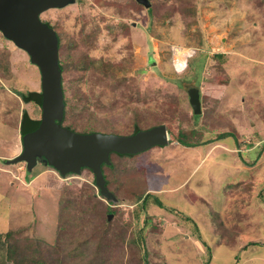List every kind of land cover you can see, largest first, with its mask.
<instances>
[{
    "label": "rangeland",
    "instance_id": "1",
    "mask_svg": "<svg viewBox=\"0 0 264 264\" xmlns=\"http://www.w3.org/2000/svg\"><path fill=\"white\" fill-rule=\"evenodd\" d=\"M151 1L158 4L153 15L133 0H68L40 14L61 37L67 122L130 134L136 124L162 121L169 133L165 144L133 162L165 207L142 214L121 194L110 213L114 249L100 253L108 264H135L139 248L158 264H264V150L248 163L264 145V0ZM168 9L171 16L161 17ZM183 47L196 52L178 73L174 63L183 62ZM193 84L209 88L194 119L186 92ZM40 89L38 67L0 30V248L7 228L18 238L54 240L66 189L58 186L86 182V191L102 200L94 210L107 206L87 170L62 177L39 156L34 165L13 160L22 149L21 111L40 115L17 92ZM189 128L201 130L203 139L232 132L241 150L231 140L186 146L176 135ZM221 218L230 225L228 243L218 235Z\"/></svg>",
    "mask_w": 264,
    "mask_h": 264
},
{
    "label": "trees",
    "instance_id": "2",
    "mask_svg": "<svg viewBox=\"0 0 264 264\" xmlns=\"http://www.w3.org/2000/svg\"><path fill=\"white\" fill-rule=\"evenodd\" d=\"M148 1V6H145L137 0H133L132 5H135V7L137 8L145 7L147 10V14L153 15V11L154 9H156V6L158 4L157 2L151 0ZM173 9H171L170 11L168 9L165 14L160 16L170 17V13L173 11ZM123 26L127 27L126 22ZM56 33L58 36L59 66L61 70V86L64 102L63 119L60 123L63 126H66L80 133L94 131V129H84L83 125H75L71 122L66 121L67 110L65 109L66 99L64 96L63 85V73L65 71V64L60 59V49L62 46L61 37L57 31ZM68 45H70V43H68ZM188 67L189 65L187 64L186 69ZM189 81L194 80L187 79L183 82ZM180 85L182 84L178 83L179 87H181ZM201 91V96L206 97L209 88H205ZM17 93L24 102L33 101L39 106L41 99V90H30L26 93L18 91ZM197 116L198 114L192 112L193 119ZM38 118L39 116L31 117L30 114L25 110L21 111L19 120V130L21 137L28 130V128L36 124ZM161 122L162 121L152 123L151 125H148V127L161 124ZM76 126H80L82 128H76ZM148 127L140 128V126L136 124L133 132ZM203 135L204 134L201 130L189 128L186 131L178 133L176 135V140L180 141L186 146H206L207 144H211L214 141H216V143H219L218 141L224 143L231 140L232 144H234L241 150L242 144L237 140L235 134H233L232 132L218 131L214 138L205 139H203ZM262 150H264V145L261 146L256 156L252 158V160L248 163H255L257 158L261 157ZM139 154L140 152L131 154H123L117 152L110 153L109 163L103 162L101 164L106 190H100V188L96 185L94 175L90 168H88L87 166L81 167L79 173L83 170H87L92 173V186H94L96 191H98L100 197L106 199L107 206H105L104 211H99V208L94 210L95 203L97 204L98 202H102V200L96 197L94 189H89L88 191H86V189L88 188V184L86 182L71 181L64 184L63 186H58L61 190H63L64 188L66 189H64L63 192L61 191L62 198L60 197V200H58V212L55 225L54 240L52 242H47L41 238H18L17 236H15V231L9 230L10 228H7L3 232L4 240H2L3 244L0 248V264H6L7 261H11L12 264H57L60 261H62L61 264H68L69 262H73L75 264V262L79 260L83 264H108L104 260L103 254L100 252L103 251L104 248L108 250L114 249L112 242L113 232H110L111 218H108V214L113 211V207L119 205V203L121 202V194H123L124 198L130 202V205L134 204L135 208L133 209V211L137 209L142 214H145L150 207H165L157 193L147 187V173L143 170V168L137 167L133 164V162L136 160L137 155ZM46 164L48 167L58 172L62 177L77 174L73 172L63 174L60 169L52 166L49 163ZM129 179L131 180L130 182H128ZM89 199L92 201H90ZM230 211L233 215L236 212L235 210ZM135 214H137V212H135ZM152 217L154 216L152 215ZM145 218H151V216L147 214ZM218 222V235H221V238L224 239L225 243H228L229 237L225 233L228 230L226 226L229 224L225 221L224 218H221V220H218ZM213 227H215V225ZM121 233L124 238L126 235V231H122L121 229ZM235 234L237 233H234L233 235ZM23 240H25V242ZM26 240H29L28 245ZM255 242L257 241H249L248 244L255 246ZM137 246L138 245L136 243L135 247ZM136 252V257L133 259V261H135V264H158L156 261L150 258L149 251L145 248H139ZM109 264H111L110 260ZM120 264H123V262ZM128 264H130V259Z\"/></svg>",
    "mask_w": 264,
    "mask_h": 264
},
{
    "label": "water",
    "instance_id": "3",
    "mask_svg": "<svg viewBox=\"0 0 264 264\" xmlns=\"http://www.w3.org/2000/svg\"><path fill=\"white\" fill-rule=\"evenodd\" d=\"M63 1L68 0H0V30L26 51L40 73V115L36 124L22 135V149L13 160H24L34 165L36 156H39L44 163L60 169L63 174L79 173L81 167L87 166L94 175L96 185L100 190H106L101 164L109 163L111 152H141L153 145L165 144L169 133L163 123L130 134L80 133L60 123L64 102L58 36L51 25L40 20L39 15ZM137 1L149 5L148 0ZM187 95L192 112L199 114V88L189 86ZM110 217L111 214H108Z\"/></svg>",
    "mask_w": 264,
    "mask_h": 264
},
{
    "label": "clouds",
    "instance_id": "4",
    "mask_svg": "<svg viewBox=\"0 0 264 264\" xmlns=\"http://www.w3.org/2000/svg\"><path fill=\"white\" fill-rule=\"evenodd\" d=\"M41 14V13H40ZM39 18H40V15H39ZM40 20H42L41 18H40ZM42 21H44V20H42ZM44 22H46V23H48L47 21H44ZM49 24V23H48ZM50 25V24H49ZM55 30V29H54ZM56 31V30H55ZM185 49V47H183V49H180V48H178V50H179V53H180V55H181V57H182V59H184V62H176V63H174V67H175V70L178 72V73H180V72H183L184 71V69L187 67V62L185 61V58H187V56H190V55H192V54H194L196 51L195 50H191V51H187L186 49ZM197 49H198V47H197ZM173 52H174V54H175V52H176V48L175 47H173ZM186 81V80H185ZM193 86H196V87H198L199 88V92H200V102H201V89H200V87L198 86V84L196 85V84H193ZM189 87V86H188ZM187 87V88H188ZM187 88H186V92H187ZM188 96V95H187ZM189 102V101H188ZM190 105V104H189ZM202 111V110H201ZM201 113V112H200ZM94 131H97V130H94ZM89 132H91V131H89ZM101 132H103V131H101ZM87 133V132H86ZM133 133V132H132ZM169 140V139H168ZM78 174V173H77ZM110 214V213H109ZM112 215V214H111ZM111 218V217H110Z\"/></svg>",
    "mask_w": 264,
    "mask_h": 264
},
{
    "label": "crops",
    "instance_id": "5",
    "mask_svg": "<svg viewBox=\"0 0 264 264\" xmlns=\"http://www.w3.org/2000/svg\"><path fill=\"white\" fill-rule=\"evenodd\" d=\"M183 62H184V60H183ZM31 117H32V115H30ZM256 238V237H255ZM259 238H260V241H264L263 240V237H261V236H259ZM258 237L256 238L257 240L259 239ZM262 238V239H261ZM252 242L253 241H256V240H251ZM257 245H255V246H252V249L251 250H253L255 253H257V252H259L261 249L260 248H258V247H256ZM255 247H256V249H255ZM259 257H262V256H260V254L258 253L257 254Z\"/></svg>",
    "mask_w": 264,
    "mask_h": 264
},
{
    "label": "bare ground",
    "instance_id": "6",
    "mask_svg": "<svg viewBox=\"0 0 264 264\" xmlns=\"http://www.w3.org/2000/svg\"><path fill=\"white\" fill-rule=\"evenodd\" d=\"M69 5H70V4H69ZM182 60H184V59H182ZM182 60H181V61H182ZM27 81H28V80H27ZM26 83H28V82H26ZM49 212H50V211H49ZM49 212H48V213H49ZM50 214H51V213H50ZM50 214H49V215H50ZM50 216H51V215H50Z\"/></svg>",
    "mask_w": 264,
    "mask_h": 264
}]
</instances>
